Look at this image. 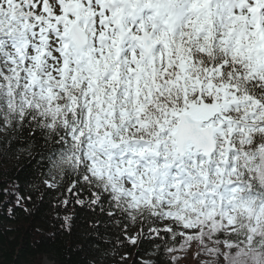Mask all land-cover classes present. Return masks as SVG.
Masks as SVG:
<instances>
[{
  "label": "snow or ice",
  "instance_id": "1",
  "mask_svg": "<svg viewBox=\"0 0 264 264\" xmlns=\"http://www.w3.org/2000/svg\"><path fill=\"white\" fill-rule=\"evenodd\" d=\"M0 147L120 264H264V0H0Z\"/></svg>",
  "mask_w": 264,
  "mask_h": 264
},
{
  "label": "trees",
  "instance_id": "2",
  "mask_svg": "<svg viewBox=\"0 0 264 264\" xmlns=\"http://www.w3.org/2000/svg\"><path fill=\"white\" fill-rule=\"evenodd\" d=\"M31 168L29 158L21 156L19 151L8 152L0 147V186L11 189L12 182L19 181L21 190H27L25 181ZM9 200L14 201V197L0 196V264H43L44 261L49 264H120L117 252L105 254L103 248L106 245H100L98 250L96 234L85 223L87 213L78 214L69 234L61 231L58 224L50 226V222H57L51 220L47 205L26 214L6 203ZM104 239L114 240L107 234ZM143 248L148 250V254L143 255L141 260L149 258L151 264L154 261L169 264L170 252L157 250L148 241ZM124 251L118 249L121 254ZM131 251L135 253L136 249Z\"/></svg>",
  "mask_w": 264,
  "mask_h": 264
},
{
  "label": "rangeland",
  "instance_id": "3",
  "mask_svg": "<svg viewBox=\"0 0 264 264\" xmlns=\"http://www.w3.org/2000/svg\"><path fill=\"white\" fill-rule=\"evenodd\" d=\"M173 253H169V260L173 256ZM176 255L184 256L185 254L183 252L176 253ZM145 262V264H151V259L147 258L142 260ZM43 264H49L47 261H44ZM176 264H196V260L192 257L191 253L187 255L185 259H180L176 262Z\"/></svg>",
  "mask_w": 264,
  "mask_h": 264
}]
</instances>
